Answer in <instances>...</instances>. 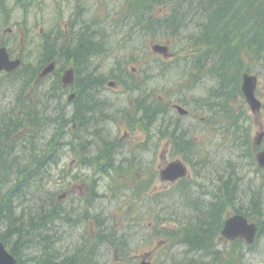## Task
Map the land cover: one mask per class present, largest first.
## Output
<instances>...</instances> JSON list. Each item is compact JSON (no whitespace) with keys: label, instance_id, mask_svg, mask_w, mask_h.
I'll list each match as a JSON object with an SVG mask.
<instances>
[{"label":"rangeland","instance_id":"374dc122","mask_svg":"<svg viewBox=\"0 0 264 264\" xmlns=\"http://www.w3.org/2000/svg\"><path fill=\"white\" fill-rule=\"evenodd\" d=\"M132 6H128L126 0H35L22 6H16L14 0H9L8 12H0V46L11 47L14 50V56H20L35 67L40 64L38 46L43 43L48 34L59 33L64 37L66 43L70 41L71 32H77L87 26L100 34H107L105 42L109 47L105 46V52H100L79 67V70L81 68L79 77L82 78L80 83L84 85V89L93 88L94 85L91 83L97 84L98 81H86L90 72L95 71L97 75L101 76L99 77L101 84L96 86L97 89L106 98L109 105L124 109L121 114L117 115L119 118L111 127L112 135L115 137L114 143L119 148L133 150L137 155L134 153L130 155L137 160H133L130 165L125 163L123 165L124 171L108 170V167L104 166V160L101 159L107 150L98 145V151L99 146L101 150L98 159L91 167H81L79 159L76 158L74 173L79 175L78 180L64 182L67 172L61 171L59 173L58 169H55L49 180L47 191L54 192L56 198L67 193V196L61 198L63 199L61 200L62 203L64 201H67V204L79 202L82 203L81 208L85 209L87 203L84 198L93 186H97V191L103 196L95 202V208L92 210L94 213L99 212L105 219L103 225L110 228L105 233L109 240L101 242L105 244V247L107 242L110 243L107 250L104 248L101 250L103 264H139L143 259L151 261L152 264H178L186 258V247L182 245L180 239L161 237L159 234L160 230H175L177 226L175 223H170V227H164L158 223L166 218L185 220L192 213L197 214V212L184 205V199L178 195V192H169L177 189L176 184L166 183L159 176L160 170L168 162L185 159L175 155L172 150L174 147H171L169 140L159 142L161 135L156 138V142L151 141L144 130L147 121L135 117L137 109L140 107L139 97L138 100L136 98L138 91L142 89L141 87L148 88L149 86L154 89L153 92L158 97L165 99L168 103L178 100L186 108L193 110V115L186 120V124H191L192 131L198 135V140L201 139L199 143L195 141L197 147H193V149H197L191 153L193 158H190V163H188L191 176L194 179L197 178V174L201 176L199 178L201 183L209 182L215 175H217L215 178L219 179V174L223 175L228 167L232 166L236 169L238 176L235 181L245 194L246 191L249 192L259 186L262 170L258 167L257 151L253 152V156L245 152L241 140L238 139L240 133L236 131L232 135L225 126V123L228 122H222L221 118L209 119V112L205 111L202 103L199 102L200 96H207V86L212 83V80L207 78L205 87L198 90L184 88L185 84L190 82L186 79L188 75L185 73L184 65L186 63L185 57L192 52L191 49L176 53L175 46L174 50H169L166 54L155 50L157 54L151 64L154 65L153 72L147 73L148 86L142 82L145 72L141 62L138 60V62L132 63L130 60L131 57H134L133 54L137 53L129 45L132 44L131 40L129 41L131 32L134 31V35L137 36L133 19L130 16ZM161 9H165V7H161ZM196 15L198 18L193 15L187 17L189 31L184 33L185 36L189 37L196 34L198 29L196 25L203 21V16L199 10ZM160 37L163 40L171 41L164 35ZM188 37H186V41ZM186 41L181 37L182 46L186 45ZM127 42L130 48L126 51L122 49V43L127 44ZM157 42L165 43L160 40H148L141 49L151 53V47ZM255 50H245L246 59L253 65L257 57V54L254 53ZM114 58L129 61L123 65L120 62H113ZM173 60H178L180 67H171ZM163 61L169 64L168 69L160 67ZM86 68L91 71L86 72ZM151 74H154V77L150 76ZM52 82L53 78L42 81L40 88L45 85L51 87ZM0 87V110H2L8 101L13 100V97L7 88ZM74 90L73 87L63 93V97L59 99L61 106L69 101L68 99ZM11 92L15 96L14 89ZM259 94L261 95L260 98L264 100V75H261ZM36 97L40 100L44 99L43 107L49 106L53 109L56 106L55 98L43 97L42 95ZM29 101L35 100L30 98ZM243 102L245 105L242 106L239 101L237 102L238 111L243 116L246 114L249 133L255 139L257 133L264 129V108L259 112H253L244 100ZM241 107L245 110H242ZM54 110L49 111L53 113ZM173 114L177 113L173 110ZM167 117H170L169 112ZM147 119L150 121L148 117ZM70 156L65 157L60 166L68 159L73 164L72 160L75 159L76 155L72 153ZM122 156L117 155L115 157L120 158ZM198 157H202L203 160H197ZM103 169H106L107 172L103 173ZM153 179L155 182L152 187L155 189V195L161 198L172 196L180 200L183 206L179 201L171 200V208L162 209L155 202L150 204L145 201L146 198L141 199L144 194L149 196L152 194L151 192L149 194L140 192L148 187ZM195 194H197L196 191ZM197 196H201L200 193ZM162 200L166 199L163 198ZM207 208H209L208 205ZM26 215L27 218L30 216L28 213ZM60 232L63 235L64 249L69 248L67 244L69 237L73 238L74 247L85 240L89 241V246L100 242V228L93 219L77 228L69 229L66 225ZM122 233H124L123 241H126L125 243L110 240L118 239L117 237ZM36 246L39 250H32ZM233 246V244L225 241L220 245L222 250H230L232 254L240 248L239 245L232 248ZM35 247L29 248V250L33 253L39 252V255L44 252L43 246L35 245ZM245 251L249 256L241 264H264V234L259 238L255 247L247 248L245 246ZM252 251L255 252L251 253ZM229 264L235 263L232 261Z\"/></svg>","mask_w":264,"mask_h":264},{"label":"trees","instance_id":"16d2710c","mask_svg":"<svg viewBox=\"0 0 264 264\" xmlns=\"http://www.w3.org/2000/svg\"><path fill=\"white\" fill-rule=\"evenodd\" d=\"M164 4L169 10L163 15H156V8ZM127 5H133L130 16L134 25L139 26L143 34L151 36L164 30L168 35L182 37L189 27L187 17L193 15L198 18L196 12L200 11L203 21L196 25V34L189 36L193 42L189 45L200 50L187 57L186 63L190 67L189 74L193 77L200 78L202 73H206L214 78L212 90L218 94L213 92V95L217 99V107L225 111L230 110L231 101L241 94L240 79L249 70L245 50L256 49L254 52H258V61L264 60V0H127ZM6 11L8 12L6 0H0V12ZM131 33L129 41L135 38L134 31ZM59 36V33H52L44 38L38 47L40 64L44 65L58 56L82 64L106 50V35L98 39V32L91 30L90 26L71 32L72 41L70 44L65 42L63 49ZM32 75L36 76L37 72L28 63L6 76V81L15 78L21 88L17 90L12 108L0 113V240L18 256L20 264H97L92 249L86 248L83 243L75 253H62L54 251L53 242H43L48 241L50 236L54 237L55 233L51 229H54L58 220L55 202L46 207L43 197L46 192L44 180L47 167L57 161L58 149L49 148V145L53 135L59 130V124L55 119L48 120L47 108L41 106L42 100L34 94L29 95L35 101L29 102L26 98L28 87H32L35 81ZM83 114L85 115V111ZM71 118L73 115L66 120ZM53 124H56L55 131L41 142L42 134ZM62 136L67 138V132L64 131ZM186 136L184 131L178 137L185 140L186 147L182 146L181 149L191 151L193 142ZM39 142L42 148H37ZM27 145L29 149L25 147ZM23 147L29 156L21 164L17 153H21ZM229 172L223 182H219L222 192L217 198L208 201L209 206H215L213 212L233 204L235 200L237 190L232 176L234 171L230 169ZM28 197H35L37 201L33 207L26 209L21 198ZM247 207L239 206L235 210L252 218L259 216L264 219L261 190L250 195ZM27 210L31 213L28 218ZM220 225L218 218L208 215L205 227L189 225L185 228L187 234L183 240L188 251L199 253V257L193 259L194 264H218L222 260L220 251H215L213 243L219 235ZM35 245H44V252L40 255L39 252H31L29 248ZM32 250L39 248L36 246ZM209 254L213 255L210 261L206 260Z\"/></svg>","mask_w":264,"mask_h":264},{"label":"water","instance_id":"95a60500","mask_svg":"<svg viewBox=\"0 0 264 264\" xmlns=\"http://www.w3.org/2000/svg\"><path fill=\"white\" fill-rule=\"evenodd\" d=\"M18 61L17 62H12L8 59V54L6 53L5 49H0V69L1 68H12L13 66L18 65ZM53 69V65L51 67H48L46 69V73L50 72ZM72 77V72H68L66 75L67 79H71ZM247 84L249 85V90L248 92L251 93L252 91V87H253V79H248L247 80ZM249 93L250 98H252V95ZM250 101L252 103L255 104V100L250 99ZM257 103V102H256ZM255 106H259V103H257V105ZM180 165L179 164H175V163H171L164 171H163V175L165 177H171L174 176L178 173H180ZM256 231V226L254 224H248L247 220L240 215L231 217L227 220L226 225H225V229H224V234L227 237L230 238H235L237 236H241V237H246L249 241H251L253 235L255 234ZM0 264H17L16 259H14L13 257L9 256L5 250L3 245L0 243Z\"/></svg>","mask_w":264,"mask_h":264}]
</instances>
